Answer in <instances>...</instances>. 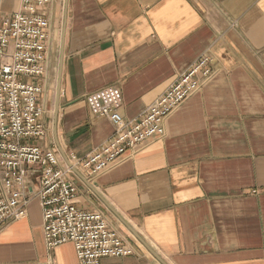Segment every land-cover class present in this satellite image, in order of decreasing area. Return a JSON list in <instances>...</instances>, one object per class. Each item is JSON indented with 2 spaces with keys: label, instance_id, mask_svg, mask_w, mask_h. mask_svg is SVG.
<instances>
[{
  "label": "crops",
  "instance_id": "1",
  "mask_svg": "<svg viewBox=\"0 0 264 264\" xmlns=\"http://www.w3.org/2000/svg\"><path fill=\"white\" fill-rule=\"evenodd\" d=\"M20 7L0 0V22ZM47 15L46 71L30 80L42 86L48 136L30 141L62 166L114 134L94 103L139 117L204 54L212 60L161 139L91 181L72 175L79 206L104 212L135 248L102 264H264V0H52ZM30 202L26 219L0 230V264L50 254L79 264L70 242L49 251L41 202Z\"/></svg>",
  "mask_w": 264,
  "mask_h": 264
},
{
  "label": "built area",
  "instance_id": "2",
  "mask_svg": "<svg viewBox=\"0 0 264 264\" xmlns=\"http://www.w3.org/2000/svg\"><path fill=\"white\" fill-rule=\"evenodd\" d=\"M51 2L20 0V9L0 22V230L26 219L30 201L38 198L49 251L70 242L79 264H102L104 257L130 256L135 248L120 231L109 228L104 212L79 206L72 175L91 181L131 149L161 139L166 118L213 76L212 60L204 54L139 117L125 120L112 99L94 103L96 112L114 124V134L86 157L71 153L62 166L57 150L30 141L48 136L43 121L46 110L39 102L42 86L30 78L46 71L51 39L47 8ZM29 264L55 261L50 254L44 261Z\"/></svg>",
  "mask_w": 264,
  "mask_h": 264
},
{
  "label": "water",
  "instance_id": "3",
  "mask_svg": "<svg viewBox=\"0 0 264 264\" xmlns=\"http://www.w3.org/2000/svg\"><path fill=\"white\" fill-rule=\"evenodd\" d=\"M62 49H63V52H62V59H63V55H64V47H62ZM58 114V105H57V107H56V115ZM66 160H67V162H68V158L66 157ZM80 175V174H79ZM82 177V176H81ZM83 178V177H82Z\"/></svg>",
  "mask_w": 264,
  "mask_h": 264
}]
</instances>
